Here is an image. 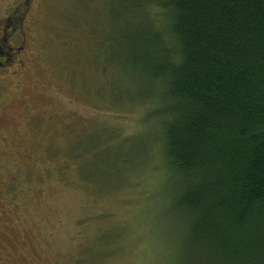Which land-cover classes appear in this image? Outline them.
<instances>
[{"label": "rangeland", "instance_id": "obj_1", "mask_svg": "<svg viewBox=\"0 0 264 264\" xmlns=\"http://www.w3.org/2000/svg\"><path fill=\"white\" fill-rule=\"evenodd\" d=\"M123 1L0 0L27 39L0 77V264L184 263L128 42L160 17Z\"/></svg>", "mask_w": 264, "mask_h": 264}, {"label": "trees", "instance_id": "obj_2", "mask_svg": "<svg viewBox=\"0 0 264 264\" xmlns=\"http://www.w3.org/2000/svg\"><path fill=\"white\" fill-rule=\"evenodd\" d=\"M123 2L160 17L128 42L159 115L183 264H264V0Z\"/></svg>", "mask_w": 264, "mask_h": 264}, {"label": "flooded vegetation", "instance_id": "obj_3", "mask_svg": "<svg viewBox=\"0 0 264 264\" xmlns=\"http://www.w3.org/2000/svg\"><path fill=\"white\" fill-rule=\"evenodd\" d=\"M25 14L19 16L17 10L0 18V77L8 72L16 73V68L23 66V51L26 34L23 32Z\"/></svg>", "mask_w": 264, "mask_h": 264}]
</instances>
